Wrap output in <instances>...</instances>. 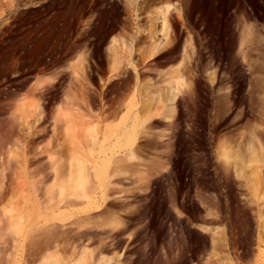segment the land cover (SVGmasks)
I'll use <instances>...</instances> for the list:
<instances>
[{
    "label": "bare ground",
    "instance_id": "6f19581e",
    "mask_svg": "<svg viewBox=\"0 0 264 264\" xmlns=\"http://www.w3.org/2000/svg\"><path fill=\"white\" fill-rule=\"evenodd\" d=\"M215 1L219 5L224 3V0ZM0 3L2 6V0ZM231 3L234 10H242L247 19L263 22V35L258 36L254 29H246L239 37L236 29L228 24L231 15L226 10L218 16L214 32L216 38L211 34V39L218 45L213 61L220 70L225 69L229 74V92L222 101L221 110L229 115L239 112L241 116H246L253 95L257 92L264 93V0H231ZM8 4L9 11H0V44L5 43L18 26L16 18L19 16L23 18L24 15L59 18L58 25L61 27L71 21L70 30L69 27L66 28L62 37L66 40L70 39L69 33L70 35L77 33L83 28L84 17H89L87 25L91 27L96 22H101L102 30L97 34L99 35L97 40H89L86 43L90 53L87 57L88 65H71L74 59H71V55L75 54L74 46L70 47V42L69 44L59 42L41 58H33L35 62L31 66L25 67L23 64L19 66L21 63H18L20 70L16 74L6 75L5 86L9 89L7 92L17 95L21 90L27 91L23 102L16 108L15 116L20 124L22 138L21 141L19 138L18 149L14 147V151H9L10 154L6 157L8 171L3 174V178L7 181L4 179L6 182L0 184V187L4 186L3 190L0 188L2 190L0 201L6 200L9 195L11 199L13 195H18L20 192L18 189H22L21 192L27 194L25 198H29V194L34 202L26 203L29 206L32 204L31 209L24 205L26 200L22 201L21 205L20 203L18 205L21 199L15 202L10 200L17 206L12 207L15 210L9 208V212L10 209L14 212L9 218L7 213V216L0 219L2 221L0 229L2 225L4 228L5 224L7 229L9 228L8 231L4 228V231L0 232L12 234L9 236L10 239L16 238L18 241L24 227L29 231L38 230V233L44 228L53 227L55 230L58 228L70 230L68 233L71 230H82L87 223L90 225L93 218L90 214L92 210L101 211L104 207L116 206L120 202L118 205L127 209L132 205L141 207V214L147 219V225L154 230L157 237L172 236L175 232L186 244L194 245L201 250H210L205 260L207 264L217 262L216 251L221 246L230 245L236 237L239 246L242 249L247 248L249 229L251 231L254 226L259 234L264 232V169L258 164L264 160V128L252 129L251 139L247 143V154H235L232 148L223 145L220 149L214 148L208 138L204 141L212 116L207 107L213 98L215 86L204 81L192 60L183 63L188 56L193 58L196 54L200 59L204 56L203 40L209 34L205 24L200 20L199 0H33L26 4L30 7L28 10L21 9L15 0H8ZM152 7L156 10H150ZM186 16L190 24L183 21V17ZM33 20L37 22L36 19ZM128 24L132 26L129 25V28ZM40 31L41 29L34 27L35 35ZM187 33L194 36L195 48L188 46ZM110 37H112L110 45L104 52L103 43ZM255 45L259 47L256 48ZM255 49L260 52L258 56L254 53ZM7 56L9 60H14L19 53L10 52ZM181 57L183 59L179 60ZM67 61H70L68 66ZM170 64L172 68L167 69ZM52 71H54L52 80H45L44 75ZM65 84H68L70 93L64 90ZM100 84L103 86L102 89ZM12 87L14 90H11ZM97 89L101 90L104 100L102 105L99 104L101 109L99 119L95 116V109L94 111L91 109L98 105L96 97L100 98V95L96 96L95 91L99 92ZM193 101L201 102L203 106L199 109L197 122L192 124L190 131L186 121L190 119L188 106ZM7 109L9 108L1 107L0 112H6ZM86 109L88 112L91 110L92 114L84 112ZM172 113L173 119L167 122ZM97 123L101 126L100 128L97 126L98 129L95 130L94 126ZM220 125L221 122L217 120L212 122L213 128ZM154 145L171 148V152H164L163 155H167L161 159L164 160L161 163L163 166L161 170L164 171L161 173L160 169L157 172L150 169L138 172L141 182L136 184V173L133 171L137 163L146 161L145 156L149 154L147 151ZM191 145L204 150L207 162L191 166V163L186 161V150ZM165 147L160 146L157 149L162 150ZM152 149L154 152L155 149ZM152 151L150 149V152ZM151 156L158 160L162 157L157 155L158 158L155 154ZM35 161L47 165L48 168L44 165L42 167L46 171L44 169L42 173H36L40 162L37 165L38 162ZM158 172L160 176L154 177ZM30 179L32 188L27 189L26 186L29 187L27 180ZM26 181L28 183L22 187L21 183ZM42 184L48 185L43 187L45 190L42 189ZM10 185L12 191L9 189ZM13 185L16 188L18 185V188L13 189ZM206 193L215 197L210 206L202 197ZM16 195L15 197H18ZM20 197L22 196L18 198ZM43 197L46 200H43ZM6 203H8L6 206L10 205V202ZM20 206H24L25 209L27 207V211L24 210L27 213L31 211L28 215L35 216L27 225L25 223L31 216L26 219V212L22 209L17 213L20 210L17 207ZM133 212L126 211V214L122 213L123 216L112 214L113 216L108 219H104L106 215L103 213L101 216L103 220L100 217L98 222L97 219L92 220V224L98 223L96 229L99 227V231L104 226H100V222L106 225L104 229L109 225L116 244L120 245L124 238H127L125 234L134 221H137L139 216L142 221V215L138 214L136 218ZM225 216L234 218L236 222L234 228L229 225H226L225 229L220 228ZM6 218L5 223L3 221ZM93 226H89V229ZM55 230H52L53 236L55 234L61 236L60 232L54 233ZM144 232L146 231L140 233ZM42 233L45 234L44 231ZM129 233L133 235L134 232ZM136 233L138 236L139 231ZM57 235L55 237L58 238ZM7 236L2 235L3 240H8ZM48 236L53 238L52 233ZM127 236L130 237L129 234ZM35 237H31L33 244L41 240V237L40 239L38 236ZM45 240L43 239L44 242H49ZM129 241L130 239L126 242ZM6 242L1 245H6ZM8 243L7 250L10 246ZM11 246L10 250L13 248ZM29 246L31 247L29 249L34 248L32 245ZM37 249L40 251V248ZM4 250L3 252H7ZM55 250L59 253V250ZM88 250L91 249H87V253ZM56 251L53 250L54 253ZM31 252L30 254H33ZM42 253L43 251L41 257L45 252ZM85 253L86 251L83 255ZM58 256L61 258V255ZM8 257L6 259H10ZM107 257L113 260L111 256ZM107 257L100 258L101 261H93L92 258V262L88 264H105L109 260ZM0 259V262L6 261L2 257ZM73 259L77 258L73 256ZM204 259H199L194 264H205ZM190 263H193L191 257L180 262Z\"/></svg>",
    "mask_w": 264,
    "mask_h": 264
},
{
    "label": "rangeland",
    "instance_id": "374dc122",
    "mask_svg": "<svg viewBox=\"0 0 264 264\" xmlns=\"http://www.w3.org/2000/svg\"><path fill=\"white\" fill-rule=\"evenodd\" d=\"M31 1H33V0H15V2L21 7V9H25V10H28L30 8L29 6H26V4H30ZM34 1H38V0H34ZM199 1L201 2V5L198 7L199 8V14H200V20L202 23L205 24V28L208 29L207 32L209 34L207 36V38H204V40H203L204 46H202V48H203L204 56H203V58L200 59V58H198V55L192 54L193 58L188 56L186 58V60H183V63H188L189 61L192 60L196 71L202 74L204 81H207L210 85L215 86V92H214L213 98L211 99V101L207 107L208 110H210V112L212 113V116H211V122H209L210 126L205 133L204 141H206V139L208 138L212 141V143H213L212 146L214 148L220 149V147L223 145L225 147L232 148V151L235 154L236 153L237 154H247V143L251 139L252 129H254L255 127L264 128V93L257 92L253 95V99L251 100L252 102L250 103V105L248 107V112H247L248 114L246 116H241V114L239 112H236L234 114L229 115L228 113L221 110L222 101L224 99H226L227 94L229 92V85H230L229 74L225 69L220 70L217 66V63H215L213 61V55L215 53V50L218 49V45H217L216 41H213L211 39L212 38L211 34H213L214 37L216 38V35L214 32L216 30V25L218 23V21H217L218 16L221 15V12L226 11V10L231 15L230 16L231 19H230V21H228V24L230 23L231 26L236 29V32H238L239 37H241L242 32L246 29H249V30L254 29L256 31V33L258 32L257 33L258 36L263 35L262 34L263 22L262 21L257 22L254 20L247 19L242 10H238V11L234 10V8L231 5L232 4L231 0H224L223 1L224 3H222L220 5L217 4L215 0H199ZM9 10H10V5L8 4V0H2V6L0 3V11L2 12V11H9ZM150 10H156V8L152 7V9H150ZM23 18L20 16L18 18H16V20L19 22L18 26L8 36L7 41L3 44H0V108L1 107H2V109L3 108H9V109H7L6 112H0V182H1L0 184L1 185L5 180L7 181V179L3 178V174L7 173L6 171H8L6 169V164H7L6 157H7V155L10 154L11 150H13L14 147L17 148L18 143H19V138H20V141L22 138L21 137L22 133L20 131V124L18 122V119L15 116V113L17 112L16 108H17L18 104H20V102H23L22 99L24 98L25 93L27 91V90H21L20 92H17V95L10 94V91L7 92L9 89L7 88V86H5L6 85V82H5L6 81V75L7 74H16V72H18L20 70L19 66H21L22 64L25 67L31 66L35 62V59H33V58H37V59L41 58L43 56V54L45 52H47V50L54 49L55 46L59 42L67 43V44H69V42H70L69 46L70 47L74 46L75 50L73 53H75V54L71 55V59L72 58H74V59H72L73 61L69 59L70 61H72L74 63V64L72 63L71 65H75V64H76L75 66H77L78 64L81 66L82 65H88L89 63L87 61H89V59L87 57L90 56L89 55L90 53H88L89 47L86 46V43L89 40L90 41L97 40V38L99 37V35H97V34L99 32H101V30H102L101 22L98 21V22H96L98 24L95 23L97 26L94 24L96 27L94 25L91 27V26L87 25V22L89 21V17L88 18L84 17L83 28L77 33H74L71 35L69 33L70 39L66 40V38L62 39V37L65 34L66 28L69 27V30H70V28L72 26L71 21H69V23H66L65 25H63L61 27L58 25L59 21H60L59 18L49 19L48 17H42V16L32 17L31 15L29 17H28V15H24ZM33 19H36L37 22H35ZM183 21L190 24L187 16L183 17ZM62 24H63V22L60 23V25H62ZM99 24H101V25L99 26ZM129 25H130V27L132 26L131 24H128V27H129ZM34 27H38L39 29H41V31L37 35L34 34ZM119 31H121V29H119ZM60 39H61V41H59ZM111 39H112V37H110V39L108 38L104 41V43H103V51L104 52L107 51V49L110 45ZM186 39H188V42H187L188 46L195 48L196 43H195L194 36L187 33ZM83 43H84V45H83ZM238 45H240L239 42H238ZM255 47L257 48V47H259V45H255ZM17 51L19 53V56H17V58L14 60H9L7 55L10 52L16 53ZM196 51H197V48H196ZM254 53L256 56H258L260 52L258 51V49H255ZM73 55H74V57H72ZM190 55H191V53H190ZM7 59H8V62H7ZM182 59H183V57H181V59H179V60H182ZM70 61H67L68 62V63H66L67 66H68ZM18 63H21V64H19V66H17ZM15 66H17V67H15ZM170 68H172V64L167 66V69H170ZM53 73H54V71H52L51 73H48L47 75H44L43 78L47 81H50L53 78V75H54ZM255 79H256V77H255ZM258 79L261 81L260 77H258ZM256 82H257V79H256ZM67 85L68 84H65L66 89H64V90H66L68 92L70 88H69V86L67 88ZM100 85H101L100 89H102L103 86H102V84H100ZM100 89H97L99 91L98 93H97V91H95V93L97 94V95L95 94L96 96L100 95V98L96 97V101L98 102L96 104H98V105H94V107L91 108L93 111L95 109L96 115L95 114L94 115L96 116V118L98 117V119L100 118V112L99 111L101 110V109H99V107H100L99 104L104 103V100H102L103 97H102V93H101ZM11 90H14V88L12 87ZM70 91H69V93H70ZM97 98H98V100H97ZM201 106H203L202 103L198 102V101H193L188 106L190 119L188 121H186V125L190 131H192V124L197 122L196 118H198V113H199V109L201 108ZM86 110L84 112L87 113L88 110L87 111ZM90 112H92V111L90 110ZM90 112H88V113H90ZM90 114H92V113H90ZM94 115H93V117H94ZM173 115H174V113L171 114V118H169L167 120L165 119V120L167 122L172 120ZM91 118H92V115H91ZM96 118L94 117V119H96ZM215 120H217L218 122H221V125L218 128L212 127V122ZM93 124H95V123H93ZM97 124H96V126H94L95 130L98 129L97 126H99V128L101 126V124L100 125H99V123H97ZM91 127H93V125ZM161 127H163V126H161ZM160 146L165 147L163 145H158V146L154 145V147L152 146L147 151V152H149V154L147 153L145 156L146 161L143 160L144 162L142 161L140 163H137V166L135 167V170L133 171L134 173H136V175H135L136 176L135 177L136 184H139L141 182L138 172H146L150 169H153L156 172L159 171V169H160V172L164 171V170H161L163 167L161 165V163H162V161L164 162V160H161V159L163 158V156L165 157L167 155V154L163 155L164 152H166V153L171 152V148L165 147V148H162V150H161V148H159L160 150L157 149ZM152 148L155 149L154 152L152 151L153 150ZM17 149H16V151H17ZM150 149L152 152H150ZM158 150H159V152H158ZM155 151H157V153H159V154H157ZM186 151H187L186 152V161L189 162V164L191 163V166H196V165L199 166L201 163L207 162V157H206L205 152L202 148H200L198 146L196 147V146L191 145L190 147L187 148ZM160 153H161V155H160ZM150 154L151 155L155 154L156 156L160 155L162 157L159 156L160 159L158 160L156 158L157 159L156 160L155 157L151 156ZM148 157H149V160H148ZM153 157H154V159H153ZM150 158H151V160H150ZM157 161H160V162H157ZM35 162H38V161H35ZM39 162L37 163V165L39 164ZM41 162H44V161L41 160ZM41 162L39 164L40 166H37L36 163L34 164L35 167L37 166L39 170H42V171H39L36 167V168H34L35 171L37 169L36 173H38V172L42 173L43 170L45 169V168L43 169L42 167L47 166L44 164L46 162H44V163H41ZM258 164L259 165L261 164V167L264 169V167H263L264 160H263V162H260ZM47 168H48V166H47ZM45 171H46V169H45ZM160 172H158L157 174L155 173L154 177L160 176ZM39 176L40 175L38 174V177ZM257 178H259V175ZM1 179H3V180L1 181ZM27 181H29V183ZM27 181L24 183L22 182L21 185L23 184L22 187H25L26 184L28 183L29 187L28 186H26V187H27V189H31L32 188V181H31V179L27 180ZM44 186L47 187L48 185L42 184L43 190H45ZM3 187H0V188H2V190H3ZM10 187L11 188H9V189H10V191H12L11 190L12 186L10 185ZM14 188H16V186L13 185V189ZM17 188H18V185H17ZM2 190H0V192ZM21 190L18 189V191H20V192H21ZM43 190L41 192H43ZM16 193H18V192H16ZM19 193H18V195H16V194L15 195L18 197L19 196L23 197V194L25 193L24 197L18 198V197H15V195H13L12 196L13 199L12 198L9 199V196H10L9 195L7 197L8 200L3 199V201L2 200L0 201V203L1 202L4 203V204L1 203L2 205L0 204V216H1L0 219L3 218V216H5V215L7 216V213H8L7 218H9V215L11 213H14L12 210L15 208L14 205L17 206V204H15L14 202L19 201L20 199H21L20 200L21 202L19 201L18 205H19V203H20V205L23 204L22 201L26 200L27 202H24V205L25 206L28 205L27 207H31V209H32V204H30L31 206H29V204H26V203L34 202L33 201L34 199L31 198V195L28 194L29 198H27V197L25 198V195H27L26 192H21L20 194ZM208 195H210V194L206 193V194H203L202 197L204 198L203 200L206 201L208 206H210V205H212L215 197H212L211 195L208 196ZM42 199L46 200L45 197H43ZM10 200H14V202L10 201ZM4 201L10 202V205L6 206L5 204H8V203H6ZM11 202H12V206H11ZM119 203L120 202H118V204ZM118 204H116V206L115 205L108 206L107 208L104 207L103 209H101V211H95L94 210V212H93V210H92V213H90L91 216L93 218L96 217L94 219L92 218V220L97 219V222H98L99 218L103 215L104 216L106 215L104 217V219H106V218L108 219V218L112 217L113 215L123 216L122 213L126 214V211L133 212V208H134V212H133L134 215L135 214L137 215V216L135 215L136 218L141 214L142 208L138 207L137 205H132L130 208L127 209L126 207L119 206L120 204L119 205ZM4 206H5V209H4ZM12 207H14V208H12ZM21 207L22 206L17 207V209L20 208V210L17 211V213L20 212L21 209H22V211L25 209L24 206L22 208ZM27 207H26V209H27ZM118 207L119 208L121 207L120 208L121 212H120ZM9 208H12V209H10L11 212H9ZM38 209H39V207H38ZM108 210H109V212H107ZM30 212L31 211L29 210L28 213H30ZM28 213L27 212L25 213L26 219L29 216H31V215H28ZM118 213H120V214H118ZM15 214H16V211H15ZM16 215H18V214H16ZM11 216H13V214ZM15 216H14V218H15ZM143 216L144 215L141 216L142 221H141V218L139 219L140 216L137 218L139 221H141V223H139V221L137 220V221H134V223L130 226L129 231H127L128 233L125 234V237H127V238L126 239L124 238V241L120 245L116 244V239L111 234V232H110L111 229L108 227L109 225L107 226V228H108V230H107L106 227L104 229V226H106V225L101 224V222H100V226L101 225L102 226L104 225V226L101 227L100 228L101 230L99 231V227L96 229L98 223H96V225H94V224H92V220L90 222V225H88V223L86 224V225H88V227H86V225L83 226L84 230L80 227L82 230H80V229L71 230V232H69V233H68V231H70V230L64 229L66 231V233H65L64 230H61L58 227H56L58 229L55 230V228L53 227L50 229L44 228L43 230L40 231L41 233L39 232L40 233L39 234L38 230L29 231L28 228L24 227V231H23V233H21L22 235L21 234H20L21 236L19 235L21 238L19 237L18 241L16 238H14V236L12 237L14 239H10L11 237H9V236L12 234H8L6 232L8 235L7 236L4 232H0L1 233L0 238L2 237V235L3 236L5 235V236H7V239L8 238L10 239V240L9 239L3 240V237H2V239L0 240V242L3 240L2 241L3 243L1 242V244H5L4 242H6V241L10 242V244L8 242H6V245L0 244V255H1L0 257H2L3 259L4 258L6 259L10 255V257H8L10 259H6V261L2 260V262H0V264L1 263L2 264H35L37 261H38V263H36V264H57V263L58 264H64V263L65 264H81V263L82 264H88L89 262H92L91 261L92 258H93L92 259L93 261L94 260L101 261L100 258L105 259V257H107V256H111L114 261L107 257V259H109V260H108V262L106 261V263L104 262L105 264H180V262L183 261L187 257H191L193 259V263H190V264H194L196 261H198L199 259H202V258H205L203 260V262L206 260V257H207L210 250H201L194 245L186 244V242H183L178 238V236L176 235L175 232L174 233L172 232L173 233L172 236L157 237L154 230L152 228L150 229V227L147 225V223H148L147 219ZM7 218L3 222L6 223ZM16 218H17V216H16ZM34 218H35L34 215L29 217L27 219L29 221L25 220V221H27L25 224L26 225L29 224ZM4 219H5V217H4ZM101 219L103 220V217H101ZM101 219H100V221H102ZM144 220H146V221H144ZM0 222H2V221L0 220ZM57 223H61V222L57 221ZM134 224H136L137 226L136 225L134 226ZM5 225H4V228L6 230L7 227ZM91 225L92 226L94 225V226H93V228L90 227V229H89V226H91ZM226 225L232 226L234 228L236 226V222H235L234 218L229 217V216L228 217L225 216L223 223L220 225L221 226L220 228L225 229ZM133 226H134V228H132ZM94 227H95V229H94ZM137 227H138V229H137ZM2 228H3V225H2L0 230L4 231V228L3 229ZM145 228H148V229L145 230ZM8 229L6 231H8ZM91 229H93V230H91ZM103 229H104V231H103ZM49 230H50V232H49ZM52 230L56 231L54 233L60 232L59 234L61 236H58L57 234H55L53 236ZM59 230H61L63 232H61ZM143 230L146 232L140 233V232H143ZM43 231L45 232V234L42 233ZM136 231H139V234H138L139 237L136 235L137 234ZM91 232H93V233H91ZM129 232H134V233L132 235ZM46 233H47V235H46ZM49 233L50 234L52 233L53 238H50V236H48V235H50ZM249 233L247 236L248 238L246 240L247 241L246 242L247 248L242 249L239 246L238 239L236 237V240L233 241L234 243L231 242V244L228 246H221L216 251V255H215L216 257L215 258L217 259V262H212V263H208V264H215V263H217V264H219V263L220 264H226V263L227 264H264V232H260V234H259L257 232V228L254 226L253 229H251V231L249 229ZM43 234H44V236L41 237V235H43ZM128 234L130 237L131 236L132 237L131 238L128 237L127 236ZM141 234H142V236H141ZM45 235H46V237H49L50 239L46 238ZM56 235L58 236V238L55 237ZM78 235H79V237H78ZM85 235H86V237H85ZM143 235H144V237H143ZM32 236L33 237L38 236L37 237L38 239H40L39 237H41V240L34 239V241H36V240L38 241L37 243L36 242H34V243L35 244L40 243V245L33 244V242H32L33 240H31ZM74 236H76V237L74 238ZM133 236L135 237V240H134ZM102 237H104L105 239H103ZM54 238H55V240H54ZM61 238H65V239H62L65 242H63L61 240ZM71 238H73V239L71 240ZM108 238H109V240H108ZM43 239L44 240L46 239L45 241L49 240V242H44ZM75 239H78V240H75ZM129 239H130V241L126 242ZM12 240H14V241L12 242ZM40 241H42V242H40ZM50 241H53V243H51ZM59 241H62V242H59ZM89 241H91V243ZM102 241L105 243H103V244L100 243ZM29 242H32V244H30ZM69 242L70 243L72 242V243L67 244ZM85 242H87V243H85ZM7 243L10 246L12 243L13 244L15 243V245H14L15 247L12 245L11 247H13V248L10 250V246H9V250H7L8 249ZM19 243H21V244H19ZM41 243L43 245H41ZM46 243H48L49 245H47ZM58 243H60V244H58ZM73 243H75V244H73ZM77 243H79V244H77ZM27 244L32 245V248L34 246L33 249L36 248L35 250H37V252L39 251V249H37V248H40V251H39L40 255L35 250L29 249L30 246ZM50 244H52V245L50 246ZM65 244H67V245H65ZM72 244H73V246H72ZM16 245H20V246H16ZM58 245H60V246H58ZM61 245L64 247H62ZM87 245L89 246L88 248H87ZM1 246L4 248H2ZM40 246L43 247L42 250H41ZM56 246L59 247V249ZM123 246H124V248H126V250L123 248ZM60 247H62V249ZM67 247H68V249H67ZM85 247H86V249H85ZM120 247H122V248H120ZM44 248H45V250L46 249H48V250L45 251ZM79 248H80V250H78ZM4 249L7 250V252L9 254ZM55 249L59 250V253ZM69 249H71V250H69ZM87 249H91V250L90 251L88 250V253H87ZM107 249H109V250H107ZM122 249H124V250H122ZM127 249H129V250H127ZM3 250L5 252H3ZM53 250L56 251L58 255H61L62 260H61L60 256L55 254L56 252L55 253L53 252ZM104 250H106L107 252ZM116 250H117V252H116ZM118 250H119V253H118ZM31 251L33 252L34 255L30 254ZM42 251H43V253L44 252L45 253L41 257ZM66 251H68V252H66ZM85 251H86V253H85V255H83V252H85ZM126 251H128V252H126ZM14 252H15V254H14ZM101 252L104 253L106 256L104 254H102ZM113 252L115 254L118 253L120 256L118 254L115 255ZM47 253H49L48 256L51 255L49 258H47L48 257ZM66 253H67V255H66ZM4 254H5V256H3ZM37 254L39 257H37ZM97 254H99V255H97ZM53 255L57 256V257H53ZM76 255H77V257H76ZM73 256L77 259L74 260ZM40 257H41V259H38ZM119 257L121 260L118 261ZM54 258H55V260H54ZM57 258H58V260H57ZM32 259H33V262H32ZM36 259H38V260H36ZM7 260H9V262ZM14 260H15V262H12ZM0 261H1V259H0ZM59 261H61V262L59 263ZM69 261L71 263H69ZM204 263L207 264V261H205Z\"/></svg>",
    "mask_w": 264,
    "mask_h": 264
}]
</instances>
